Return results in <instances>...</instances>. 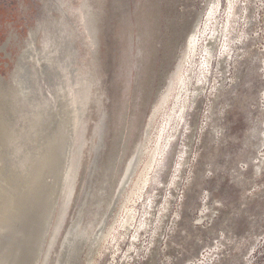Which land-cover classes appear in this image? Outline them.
I'll use <instances>...</instances> for the list:
<instances>
[{
  "label": "rangeland",
  "instance_id": "obj_1",
  "mask_svg": "<svg viewBox=\"0 0 264 264\" xmlns=\"http://www.w3.org/2000/svg\"><path fill=\"white\" fill-rule=\"evenodd\" d=\"M215 1L92 0L90 14L96 18L90 14L86 18L92 38L71 15L68 28L77 35V61L90 70V80L83 82L81 92L91 93L82 128L75 132L71 148V159L80 160L81 171L64 226L45 264H59L63 236L75 230L78 210L94 178L114 169L110 180L117 185L138 142L154 145L157 126L174 106L176 91L150 130L148 122L155 105L177 70L190 36L205 28ZM218 1L223 23L229 0ZM55 6V0H0V47L4 48H0V71L11 88L18 86L16 71L23 70L14 60L18 51L33 39L30 29L37 30L47 9ZM235 9L238 22L232 35L238 36L235 53L240 55H234L229 63L214 61L212 82L206 85L204 96L190 109L187 106L162 170L153 175L155 179L144 192L145 200H150L148 204L140 201L137 207L139 218L148 216L151 223L135 241L132 236L139 227L137 222L132 234L121 239L116 256L106 252L97 264H264V0H236ZM49 30L60 34L51 25ZM10 34L15 35V41L8 42ZM59 38L69 42L66 35ZM90 42L92 48H88ZM66 50L64 42H56L55 60L65 56ZM24 59L37 74L35 97L42 99L54 89L56 69L44 71L46 63L35 56ZM13 100L16 103L20 98L13 94ZM23 105L18 104L20 112ZM147 157L146 153L144 160ZM63 202L64 194L49 235ZM80 264H85V257Z\"/></svg>",
  "mask_w": 264,
  "mask_h": 264
},
{
  "label": "bare ground",
  "instance_id": "obj_2",
  "mask_svg": "<svg viewBox=\"0 0 264 264\" xmlns=\"http://www.w3.org/2000/svg\"><path fill=\"white\" fill-rule=\"evenodd\" d=\"M235 1L229 0V9L223 12L225 19L222 23L223 9L216 0L208 13L205 28L195 30L190 36L185 54L148 122L151 130L159 112L176 91L174 106L169 107L170 112L165 116L163 114L157 126L154 145L149 147L144 142H138L117 185L113 186L110 180L114 169H107L100 177L94 178V184L78 210V218L73 224L75 230H69L63 236L59 264H80L83 257L85 264H97L106 252L115 257L118 253L115 250H120L121 239L132 234L137 222V236L134 234L132 237L135 241L138 237L140 240V232L151 221L148 216L144 220L139 218L138 204L140 201L148 204L150 198L145 200L144 192L155 179L153 175L162 170L160 167L164 165L162 161L167 148L185 119L187 106L190 109L198 97L204 96L206 85L212 82L210 73L214 61L229 63L234 55H240V52L235 53L239 50L238 36L232 35L238 22ZM55 4V7L47 9V15L38 24L37 30L30 29L33 39L29 40L27 47H21L14 59L17 66L23 68L22 72L16 71L20 76L18 86L14 84L11 88L0 71V264H45L48 261V255L64 226L77 185L80 160L71 159V148L75 132H80L78 128H82L84 110L88 108L91 92H81V86L83 82L88 84L90 70L77 61L74 44L77 35L68 27L73 15L80 21L78 26H84L88 34L86 18L94 10V5L92 0H55ZM49 25L60 34L50 31ZM63 35L69 37V42L60 40ZM15 40V35L10 34L8 42ZM36 40L37 54L33 49ZM56 42H64L67 48L65 56H60L58 60H55L54 54ZM90 45L88 48H92L94 43L90 42ZM80 50L82 48H78V52ZM33 56L46 63L44 71L52 67L58 74L54 89L42 99L35 97L38 93L34 84L37 74L24 59ZM230 82L235 80L232 78ZM13 94L20 98L16 103ZM20 102L24 104L21 112ZM146 153L148 157L144 160ZM62 194L63 209L49 235V226ZM115 206L117 210L112 217ZM100 208H104L101 213ZM83 217L87 219L80 224ZM110 218L112 221H108Z\"/></svg>",
  "mask_w": 264,
  "mask_h": 264
},
{
  "label": "water",
  "instance_id": "obj_3",
  "mask_svg": "<svg viewBox=\"0 0 264 264\" xmlns=\"http://www.w3.org/2000/svg\"><path fill=\"white\" fill-rule=\"evenodd\" d=\"M98 43V45H100L101 46V43L100 42H97ZM94 86V85H93ZM92 104V99H91V102H90V105ZM80 166H81V163H80ZM80 171H81V168L79 169V171H78V173H80Z\"/></svg>",
  "mask_w": 264,
  "mask_h": 264
}]
</instances>
